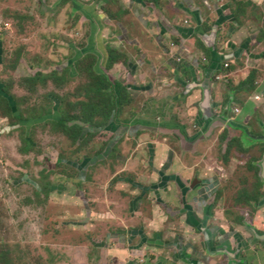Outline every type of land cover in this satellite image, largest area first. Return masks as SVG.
Instances as JSON below:
<instances>
[{
	"label": "rangeland",
	"instance_id": "1",
	"mask_svg": "<svg viewBox=\"0 0 264 264\" xmlns=\"http://www.w3.org/2000/svg\"><path fill=\"white\" fill-rule=\"evenodd\" d=\"M170 1L173 2L160 0L154 4L153 0H0V86L4 96L13 104L11 107L5 102L7 99L0 101V205L6 201L11 203L9 208L4 207L7 221L0 233L10 239L9 228H12L15 218V225H19L21 233L27 236L19 246L0 248L3 262L44 264L49 261L51 254L46 252L53 236L68 231L76 232L77 228L83 224L87 227L91 221L88 209H85V221L78 222L75 215L79 209L86 208L90 203L100 210V185L105 182L107 193L110 194L109 190H112L110 197L116 195L118 190L112 178L116 167L142 169L143 175H147L144 179L149 177L148 172L161 176L179 167L178 162L171 163L168 160L164 165L167 170L161 173L166 152L156 149L148 150L150 162L128 166V162L138 161L123 158L122 144L126 137L123 131L116 144L111 142L112 149L107 131L92 138L74 140L58 128L55 121H48L53 115L56 119L58 113L71 120V125L90 126L83 121L82 103L90 102L93 97V68L100 75L105 73L106 78L115 77L130 92L133 83L129 73H140V69H137L139 59L147 65L146 75L151 72L159 74L158 71L164 64L166 68L174 65L179 59L178 51L171 53V48L167 45L165 46L169 52L163 59L164 63L160 64L156 56L164 52L157 45L155 37L162 35L163 43L169 41L170 34L160 31L154 36H148L142 25L145 18H149L146 9L155 5L157 10L159 7L167 10ZM192 1H202L204 4V0ZM141 42L143 47L155 50L149 51L151 54L146 55V58H142L140 54ZM107 51L111 53L109 61ZM112 58L116 60L114 62L122 63L113 71L110 70V65L108 67ZM55 68L64 70H60L57 77L47 75L48 71ZM36 77H40L38 81L35 80ZM180 84L191 85L187 79H182ZM257 84L261 85L260 94L253 95L249 100L253 105L249 111L234 117L232 108L241 109V100L234 96L229 99L227 108L222 109L217 116L228 120L231 128L236 130L226 129L219 136L220 140L218 137L215 142L214 132L217 129H214L208 136L211 138L208 147L213 146L212 150L189 153L179 143L169 144L173 152L181 154V162L185 168L223 170L222 177L226 183L224 196L228 204L238 199L245 205V199H260L263 196L260 190L264 189V83L258 80ZM192 87L186 88L190 90ZM132 97L124 105L126 109L121 115L117 113V119L131 123L135 115L131 107L134 104L140 106L142 102L136 95L132 94ZM240 97L244 99L250 95ZM256 97L260 100L256 101ZM150 107L155 108L156 104ZM170 108L156 114V117H160L158 123L165 129L162 133L176 138L178 136L171 126L178 123L179 118L173 117ZM151 111L156 113L155 109ZM16 115L24 120L40 117L47 120L28 132L21 128ZM96 121L100 123L101 119ZM113 127L114 130L117 129L116 125ZM151 136L153 135L149 137ZM115 156H120V159ZM143 182V185L147 183ZM52 186L57 189L53 190ZM80 190L87 192L88 200L85 202L78 199ZM137 191L135 188L133 193ZM95 194L98 203L89 200ZM128 202L129 207L124 210L125 213L132 211L133 204L135 207L137 205L132 196L128 198ZM113 211L118 212V209L113 207ZM111 217L113 218V213ZM95 222H100L97 217ZM105 226L112 228L110 225ZM103 232L106 234L107 229L104 228ZM36 233L40 242L33 238L29 240L31 234L35 236ZM16 234L17 232L15 236ZM8 244L10 245L9 241Z\"/></svg>",
	"mask_w": 264,
	"mask_h": 264
},
{
	"label": "crops",
	"instance_id": "2",
	"mask_svg": "<svg viewBox=\"0 0 264 264\" xmlns=\"http://www.w3.org/2000/svg\"><path fill=\"white\" fill-rule=\"evenodd\" d=\"M145 12L149 18L142 25L148 36L160 31L171 36L163 43L162 35L155 37L164 52L156 55L160 64L169 52L167 47L171 53L178 51L183 60L181 65L174 62L168 68L164 64L159 74L146 75L147 65L139 59L140 73H129L133 86L128 92L130 100L132 94L141 98V105L131 107L135 114L131 123L116 119L117 129L109 133L110 137L116 136L114 144L122 131L126 134L123 158L138 161L128 162V166L150 162L148 150L156 149L166 152L161 173L167 170L164 165L168 160L178 162L179 167L161 176L148 172L147 179L142 169L116 167L112 175L116 195L110 197L112 190L108 194L104 182L99 186L100 210L90 203L80 210L75 202L78 222L85 221V209L91 221L76 232L53 236L46 252L51 257L44 264H264V189L260 190V199H245V205L235 199L228 204L222 169L185 168L181 154L169 147L170 143H179L189 153L212 150L208 136L214 129L215 142L226 129L236 130L228 120L217 118L229 105V99L235 96L241 100L240 114L232 113L234 117L253 107L249 100L258 96L261 88L257 81L264 83V0H204V4L173 0L167 10L152 7ZM141 44L142 58L155 51ZM120 64L114 65L112 71ZM181 78L191 85L180 84ZM250 78L251 85H243ZM188 86L193 87L189 90ZM241 95L250 97L243 99ZM154 104L156 107L151 108ZM168 106L173 117L179 118L171 126L176 138L162 133L165 129L158 123L160 117H156ZM143 181L147 183L143 185ZM135 188L137 193H133ZM78 195L81 202L88 200L84 190ZM131 196L137 205L125 213ZM89 200L98 203L97 194ZM0 206L2 230L7 221L4 207L9 208L11 203L1 202ZM96 217L100 222H95ZM15 221L14 218L9 228L10 239L0 233V248L10 249L26 240ZM35 227L36 224L33 231ZM31 235L29 240L40 242L38 233ZM1 253L0 264H7Z\"/></svg>",
	"mask_w": 264,
	"mask_h": 264
},
{
	"label": "trees",
	"instance_id": "3",
	"mask_svg": "<svg viewBox=\"0 0 264 264\" xmlns=\"http://www.w3.org/2000/svg\"><path fill=\"white\" fill-rule=\"evenodd\" d=\"M154 4H157L159 0H153ZM157 10V8H156ZM171 32L176 33L175 30H171ZM111 53H108L107 51V60L111 59ZM91 58H97L95 56H91ZM108 60V61H109ZM107 61V62H108ZM112 60L109 62L108 67L110 65V70L112 71V68H114V65H116L119 61L114 62ZM95 63V62H93ZM92 63V64H93ZM63 71V68H55L50 71H48L47 75H53L57 77L59 71ZM104 71V70H103ZM105 73L103 75L98 74L95 69L93 68L91 70V92L93 94V97L90 98V102L82 103L83 108V121L85 124L90 126H80L78 124H70V121L68 118L64 116H60L57 114L56 119H54V115L48 118V121H55V125L60 128L63 132H65L68 136L73 138L74 140L79 139H86V138H92L100 134L104 129L108 130L111 128H114L117 123L116 116L117 113L121 115L124 109H126V106H124L128 100H130L128 96L127 89L124 87L122 83H119L114 78H106ZM40 77H36V81L39 80ZM251 85V78L246 81L243 85ZM3 99H7V103L13 107L12 102L4 96L2 93V88L0 86V101H4ZM15 118V117H14ZM100 118L101 122L98 123L96 120ZM16 119L20 122L21 128H25L28 132H30V129L33 127H36L44 122V120H47V118H43V120L40 118H33L31 120H24L21 118V116L16 115ZM15 128V127H11ZM141 128H144V126H141ZM116 136L114 135L112 137V140H115ZM27 141H30V138H27ZM112 141H109V145ZM114 144V141L112 142ZM229 144V142H228ZM111 148L112 145H110ZM21 172V171H18ZM52 185V184H51ZM52 189H57L55 186H52Z\"/></svg>",
	"mask_w": 264,
	"mask_h": 264
},
{
	"label": "clouds",
	"instance_id": "4",
	"mask_svg": "<svg viewBox=\"0 0 264 264\" xmlns=\"http://www.w3.org/2000/svg\"><path fill=\"white\" fill-rule=\"evenodd\" d=\"M153 7L155 8V10H156V7H155V5H153ZM157 11V10H156ZM179 59H181V58H179ZM183 60V59H182ZM176 64L177 65H181V63H179L178 61L176 62ZM245 83V82H244ZM256 99H258V98H256ZM233 113L235 114V115H239V113H240V110L239 109H234L233 110Z\"/></svg>",
	"mask_w": 264,
	"mask_h": 264
},
{
	"label": "flooded vegetation",
	"instance_id": "5",
	"mask_svg": "<svg viewBox=\"0 0 264 264\" xmlns=\"http://www.w3.org/2000/svg\"><path fill=\"white\" fill-rule=\"evenodd\" d=\"M239 114H240V113H239ZM103 131H107V132L109 133L110 131H112V128L109 129V131H108V130H105V129H104ZM109 135H110V133H109ZM113 135H114V134H113ZM112 137H113V136L110 137V140H109V141H112ZM262 172H263V168H262ZM262 180H263V178H262ZM263 182H264V180H263Z\"/></svg>",
	"mask_w": 264,
	"mask_h": 264
},
{
	"label": "built area",
	"instance_id": "6",
	"mask_svg": "<svg viewBox=\"0 0 264 264\" xmlns=\"http://www.w3.org/2000/svg\"><path fill=\"white\" fill-rule=\"evenodd\" d=\"M177 61H178L179 63H182V59H178Z\"/></svg>",
	"mask_w": 264,
	"mask_h": 264
},
{
	"label": "water",
	"instance_id": "7",
	"mask_svg": "<svg viewBox=\"0 0 264 264\" xmlns=\"http://www.w3.org/2000/svg\"><path fill=\"white\" fill-rule=\"evenodd\" d=\"M262 178H263V180H264V166H263V177H262Z\"/></svg>",
	"mask_w": 264,
	"mask_h": 264
}]
</instances>
